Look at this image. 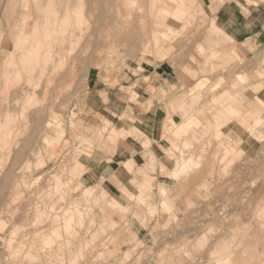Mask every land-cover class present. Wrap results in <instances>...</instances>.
Listing matches in <instances>:
<instances>
[{"label":"rangeland","instance_id":"1","mask_svg":"<svg viewBox=\"0 0 264 264\" xmlns=\"http://www.w3.org/2000/svg\"><path fill=\"white\" fill-rule=\"evenodd\" d=\"M47 1L0 0V264H264V107L246 85L263 73L248 75L208 23L206 7L225 0H125L104 23L83 1ZM165 61L195 85L181 107L189 135L169 140L151 205L123 209L80 184L71 109L90 71ZM113 130L97 129V145L112 150Z\"/></svg>","mask_w":264,"mask_h":264},{"label":"crops","instance_id":"2","mask_svg":"<svg viewBox=\"0 0 264 264\" xmlns=\"http://www.w3.org/2000/svg\"><path fill=\"white\" fill-rule=\"evenodd\" d=\"M133 1V6L138 8L155 5L153 0ZM159 12L181 18L180 11L164 2ZM206 15L220 39L234 47L241 68L248 75L263 73L261 78L253 75L246 85L260 87L251 97L257 106L264 107V0L214 1L206 7ZM137 17L135 24L140 22ZM136 36L134 34L133 38ZM201 39L207 41L215 37L203 34ZM75 60L70 59L69 66ZM68 75L65 73L66 79L61 83L67 82ZM193 86L186 72L169 61L90 71L86 88L71 109L75 111L73 124L77 130H72L69 124L64 135L74 145L71 150V154H76L73 168L83 188L102 190L107 199L123 209L137 199L143 200L144 205L150 201L148 206L151 205L152 196L158 194L161 186L162 189L166 186L160 167H169L165 153L169 140L189 135L191 126L184 120L181 107L184 91ZM105 123L114 129L110 137H117L112 150L98 146L93 135ZM75 136L91 142L93 147L79 145L74 141ZM59 152L62 157L65 153L62 146ZM175 170L172 175H179ZM147 184L152 185L150 193L142 189ZM135 232L140 234L141 229Z\"/></svg>","mask_w":264,"mask_h":264},{"label":"bare ground","instance_id":"3","mask_svg":"<svg viewBox=\"0 0 264 264\" xmlns=\"http://www.w3.org/2000/svg\"><path fill=\"white\" fill-rule=\"evenodd\" d=\"M76 2H77V0H75ZM80 1H83V4H84V6H86L87 7V15H88V17H96V21H99L100 23H104V21H106L107 19H109V20H111L112 18L109 16L108 17V15H109V10L111 9V8H113V13H116V14H120L121 13V9H123V7H125L126 5L124 4L125 2V0H120V2H119V0H116L115 2H114V0H80ZM46 2H50V1H47L46 0ZM40 3V2H39ZM44 3V2H43ZM43 3H40L39 5H43V7H44V4ZM58 3H60V2H58ZM78 4H80V2H79V0H78ZM38 5V7H39V9L41 8L42 9V7L41 6H39ZM59 5V4H58ZM47 6V9L49 8L48 7V4L46 5ZM45 6V7H46ZM51 7H52V4L50 5ZM57 6V5H56ZM59 7H60V9L63 7V5H62V3H60V5H59ZM70 7V6H69ZM73 8H74V6H73ZM96 8V10H97V12H96V15H94L95 14V10L94 9ZM40 9V10H41ZM58 9V8H57ZM63 9H64V7H63ZM51 10V9H50ZM63 10L61 9V12H62ZM45 12H47V13H49L50 14V12H49V10L47 11V10H45ZM66 12V11H65ZM64 12V13H65ZM63 15H65L66 16V13L65 14H63ZM44 16H47V15H44ZM115 16V17H114ZM113 16V18L114 19H119V17H117V15H114ZM48 17V16H47ZM46 17V18H47ZM64 17V16H63ZM93 18V19H94ZM111 18V19H110ZM45 18H43V20H44ZM46 21H47V19H45ZM44 20V21H45ZM50 21V20H49ZM48 21V22H49ZM52 21V20H51ZM55 21V20H54ZM113 22V21H112ZM51 23V22H50ZM113 23H115V21L113 22ZM61 28L60 29H62V26H60ZM109 27V26H108ZM113 27V26H112ZM125 28V27H124ZM98 29V28H97ZM115 29L117 30V32H120V28L116 25L115 26ZM63 30V29H62ZM86 32V31H85ZM96 32V31H95ZM70 33H71V31H70ZM100 33V32H99ZM73 35V34H72ZM79 36V35H78ZM94 36V35H93ZM97 36V35H96ZM77 38V37H76ZM75 38V39H76ZM77 40V39H76ZM75 40V41H76ZM97 40V39H96ZM62 43V42H61ZM95 45V44H94ZM100 47V46H99ZM28 69V68H27ZM16 74V73H15Z\"/></svg>","mask_w":264,"mask_h":264}]
</instances>
